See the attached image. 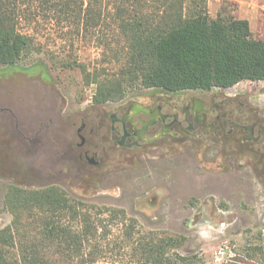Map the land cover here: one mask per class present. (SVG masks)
Instances as JSON below:
<instances>
[{
	"label": "rangeland",
	"instance_id": "rangeland-1",
	"mask_svg": "<svg viewBox=\"0 0 264 264\" xmlns=\"http://www.w3.org/2000/svg\"><path fill=\"white\" fill-rule=\"evenodd\" d=\"M22 7L17 27L35 49L12 67L0 66V230L14 219L4 207L10 186H53L86 207L123 210L135 230L183 236L178 252L197 254L204 264H264V167L238 155L217 156L206 145L152 154L99 145L89 147L98 167L79 162L75 131L111 108L110 101L93 103L96 81L126 80L125 45L116 32L101 29L104 16L65 17L44 0ZM205 8L211 18L247 20L252 37L264 43V0H206ZM104 38L112 52L103 48ZM146 91L131 84L123 97ZM225 91L245 93L264 111V81H240ZM200 207L209 221L195 212ZM17 226L16 244L21 238L37 243L32 218ZM96 237L101 252L94 264H125L128 255L114 247L121 244V224L98 228ZM47 255L55 264H82L63 261L54 248ZM10 256L19 260L18 245Z\"/></svg>",
	"mask_w": 264,
	"mask_h": 264
},
{
	"label": "trees",
	"instance_id": "trees-1",
	"mask_svg": "<svg viewBox=\"0 0 264 264\" xmlns=\"http://www.w3.org/2000/svg\"><path fill=\"white\" fill-rule=\"evenodd\" d=\"M29 1L0 0V66L12 67L35 49L33 38L17 27L22 6ZM205 1L44 0L65 17L86 18L92 12L98 19L104 16L101 29L116 32L125 45L121 77L126 80L96 81L94 104L121 99L131 84L177 92L264 81V43L252 37L248 21L220 14L211 18ZM102 46L113 51L105 38ZM4 205L14 219L0 230V264H55L47 255L51 248L63 261L77 258L94 264L101 252L96 231L115 223L121 224L122 238L114 247L128 255L125 264H204L197 254L178 252L183 236L135 230V220L123 210L86 207L57 187L10 186ZM23 217L36 222L37 243L21 238L16 244ZM15 245L20 254L16 261L10 256ZM90 246L85 254L89 257L83 259Z\"/></svg>",
	"mask_w": 264,
	"mask_h": 264
},
{
	"label": "flooded vegetation",
	"instance_id": "flooded-vegetation-1",
	"mask_svg": "<svg viewBox=\"0 0 264 264\" xmlns=\"http://www.w3.org/2000/svg\"><path fill=\"white\" fill-rule=\"evenodd\" d=\"M225 89L145 88L138 96L110 101L108 111L77 127V159L98 167V154L89 147L99 145L150 154L206 145L217 156L238 155L264 167V111L256 110L245 93ZM195 212L209 221L202 207Z\"/></svg>",
	"mask_w": 264,
	"mask_h": 264
}]
</instances>
